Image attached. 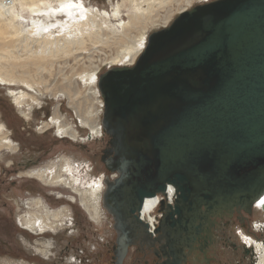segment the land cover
Masks as SVG:
<instances>
[{
	"label": "water",
	"instance_id": "95a60500",
	"mask_svg": "<svg viewBox=\"0 0 264 264\" xmlns=\"http://www.w3.org/2000/svg\"><path fill=\"white\" fill-rule=\"evenodd\" d=\"M98 88L111 136L104 153L116 155L107 166L122 180L136 178L132 191L117 185L131 192L130 211L176 187L175 202L163 208L170 229L162 264H184L215 219L251 215L264 203V0L184 10L149 36L133 66L107 68ZM128 249L120 246L116 264Z\"/></svg>",
	"mask_w": 264,
	"mask_h": 264
},
{
	"label": "rangeland",
	"instance_id": "374dc122",
	"mask_svg": "<svg viewBox=\"0 0 264 264\" xmlns=\"http://www.w3.org/2000/svg\"><path fill=\"white\" fill-rule=\"evenodd\" d=\"M163 1L164 3L154 2L155 7L152 6V11H148L152 19L146 23L147 28L143 29L146 34L144 49L149 36L170 26L182 9H191L199 3L211 0H193L189 5L187 0ZM82 2L86 9H99L105 18H109L110 15L109 20L112 21L107 23L119 29L122 22L129 21L128 15L132 11L129 0H82ZM53 3L55 6L58 4V2ZM118 5L123 6L120 15L116 17L113 10ZM143 7L147 13L148 4L144 3ZM168 15H171L169 22L164 26L163 21ZM23 16L31 24L28 9L24 8ZM61 18L67 19L65 16L57 17V19ZM55 20L53 17L44 19L45 23H53ZM135 34L138 32L135 31ZM106 45L101 41L94 42L87 39V42L74 53H60L53 58V64L42 73L46 81L35 84L33 88L20 82L6 84L0 80V125L4 126L5 133L15 146L0 147V264H91L92 260L89 263L80 259L84 255L89 256V249L96 251V264H110L105 262L103 255L104 243L110 232L99 227L104 222L102 210L98 212L100 220L93 221L90 213L82 207L79 194L76 195L70 187L63 184L59 186L48 184L28 173L32 169L67 160L81 171L80 174L86 180L92 182L103 178L105 165L102 155L104 149L111 147L110 141L108 142V137L105 136L103 126L101 133H93L89 124L82 121V117L91 116L93 120L96 112H99L96 116L99 117L100 126L102 124L104 104L98 85L83 76L86 69L98 67L100 76L107 68L118 66L111 63V57L116 55L118 46ZM16 47L14 53L22 55L21 59H25L27 51L23 45L18 43ZM68 81L75 84L78 91L74 97V105L65 90L61 88ZM47 87L50 90L47 89L46 92ZM12 90L15 92L24 90L29 94H36L40 101L32 110L26 108L24 112L15 104ZM76 103L81 106L80 109L76 108ZM56 108L59 109L61 118L78 132L77 139L69 136L61 137L56 125L45 126L44 122L51 120ZM70 194L75 195L77 199H70ZM38 199L54 212L59 214L61 211L56 228L49 229L46 233L32 229L30 231L23 223L28 215L38 214L37 206L32 203ZM93 200L90 202L95 203V199ZM250 216L249 232L245 231V233L257 239V243L264 241V232H262L264 211L256 207ZM62 256L66 259L63 260Z\"/></svg>",
	"mask_w": 264,
	"mask_h": 264
},
{
	"label": "bare ground",
	"instance_id": "6f19581e",
	"mask_svg": "<svg viewBox=\"0 0 264 264\" xmlns=\"http://www.w3.org/2000/svg\"><path fill=\"white\" fill-rule=\"evenodd\" d=\"M156 1L164 3L163 0H129L132 7V11L128 15L129 21L122 22L121 29H119L115 25L107 23L112 21L109 20L111 19L110 15L109 18H105L103 12L99 9H86L82 0H0V80L6 84L20 82L24 83L27 87L33 88L35 84L46 81L42 73L53 64L54 57L60 53H74L75 50L80 49L81 45L87 42V39H91L94 42H104L107 44L106 46H118L119 49L116 55L111 57V63L118 66H133L131 64L145 50L146 34L143 29L144 27L147 28L146 23L152 19L150 14L148 15V11L151 10L152 6L155 7L153 4ZM53 2H58L57 6L53 5ZM187 2L189 5L193 0H187ZM144 3L148 4L147 13L143 7ZM123 5L125 6V4ZM123 5H118L113 10L114 16L118 17L120 15ZM24 8L30 12L31 24L24 19ZM184 10L186 8L182 9V12ZM59 16H65L67 19H57ZM170 16L164 17V26L168 24ZM51 17L56 19L55 22L45 23L44 19ZM135 31L138 34H135ZM18 43L21 46L23 45V48L27 51L26 54L24 52L25 59H21L22 55L14 53L16 52L15 48L17 50V47H19H16ZM19 49L22 48L19 47ZM75 57L77 58V56ZM90 63L92 64V62ZM98 70V67L84 70L85 75L83 78L98 85L99 78L102 75L99 76ZM61 88L65 90L64 92H66L73 104L74 97L78 92L76 85L68 81ZM47 89L48 87L45 91ZM95 92L98 93V91ZM12 94L15 104L24 112L26 108L32 110L34 105L40 101L39 96L29 94L24 90L19 92L12 90ZM99 101L102 102L101 100ZM78 105L76 103V108L80 109L79 107L81 106ZM98 113L96 112L93 120L91 116L85 117L81 115L83 116L82 121L89 124L92 132L96 134L101 133L103 126V123L100 126L98 122L99 117L96 116ZM44 124L47 127L49 125H56L57 132L61 137L69 136L77 139L79 136L78 132L61 118L58 108L54 111V116L51 117V120L45 121ZM5 132L4 126L0 125V147L14 148L13 142ZM106 153L109 155L107 151ZM80 172L67 160L28 171L30 175H35L48 184L55 186L63 184L68 188L70 187L76 195L79 194L82 207L90 213V216L94 220L99 221L98 212L102 210L101 198L105 180L102 178L90 182ZM75 198V195L70 194V199L74 200ZM90 199L92 201L95 199V203L90 202ZM146 202L149 204V201ZM32 203L37 206L38 214L35 216L28 215L23 222L25 228L37 232L41 231V233H46L49 229L54 230L58 225L57 221L60 218L59 214L61 211L59 214L54 212L40 199ZM263 206L264 203L258 204L257 208L263 210ZM144 210H147V207H144ZM262 226L261 224L260 227ZM252 241H254L259 251V262L257 261V264H264V241L259 243L256 240Z\"/></svg>",
	"mask_w": 264,
	"mask_h": 264
},
{
	"label": "flooded vegetation",
	"instance_id": "af4514ba",
	"mask_svg": "<svg viewBox=\"0 0 264 264\" xmlns=\"http://www.w3.org/2000/svg\"><path fill=\"white\" fill-rule=\"evenodd\" d=\"M104 110L105 104L103 106V113ZM103 113L101 121L103 119ZM104 132L109 142L111 136L105 129ZM104 151L105 149L103 153ZM115 156V152L109 155L105 153L102 155V161L105 165V174L103 175L105 184L102 188L101 198L103 211L102 221L104 222H100L99 227L110 232L108 233L110 236L104 243V260L106 263L116 264L119 260L118 251L120 246L129 244V249L123 264H162L166 260L163 249L169 248L166 232L170 229V221L163 224V208L168 204H165V202L161 203L160 210L163 211V215L157 217L158 223L156 227L154 230H150L148 223L140 218V212L143 209L147 196L144 198L140 210L133 213L130 211L132 199L129 193L131 192L124 193L118 191L119 187L117 185L123 181L127 184L125 186L126 189L132 191L135 188L132 184L136 181V178L122 180L117 167H114V170L108 168L106 161H115ZM176 198L177 190L175 200ZM134 214H137L146 225L137 223L132 218ZM250 217V215L245 213L240 214L235 212L233 217L215 219V222L208 225L205 228V232H202L200 237L197 238L193 248L191 250L187 249V259L184 264H257L259 254L255 243L251 240L255 238L245 233V231L249 232L248 225L251 224ZM239 226L241 228H238ZM95 229L97 230V228ZM208 229H210V232L207 231ZM119 231L124 234L123 237L125 238L121 243L119 237L121 239L122 236ZM88 252V257L84 255L80 259L89 263L92 260V263L96 264L95 249H89ZM76 257L79 258L80 256L76 255ZM62 259L65 260L66 258L62 256Z\"/></svg>",
	"mask_w": 264,
	"mask_h": 264
},
{
	"label": "built area",
	"instance_id": "2783aa9c",
	"mask_svg": "<svg viewBox=\"0 0 264 264\" xmlns=\"http://www.w3.org/2000/svg\"><path fill=\"white\" fill-rule=\"evenodd\" d=\"M175 197V186L173 184H167L165 192H158L145 198L143 209L140 212V218L148 223L150 230H154L156 227L158 223L157 217L163 215V212L160 210L161 203L173 204ZM146 201H149V204ZM144 207H147V210H144Z\"/></svg>",
	"mask_w": 264,
	"mask_h": 264
}]
</instances>
